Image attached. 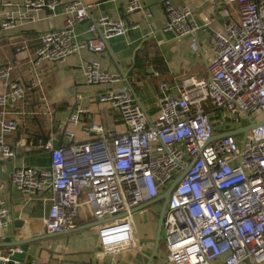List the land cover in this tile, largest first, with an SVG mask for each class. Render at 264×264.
I'll use <instances>...</instances> for the list:
<instances>
[{
    "label": "built area",
    "instance_id": "built-area-1",
    "mask_svg": "<svg viewBox=\"0 0 264 264\" xmlns=\"http://www.w3.org/2000/svg\"><path fill=\"white\" fill-rule=\"evenodd\" d=\"M222 1L231 10H226L228 20L223 28L213 30L215 55L206 63L209 75L202 96L206 105L202 102L193 107L184 89L177 92L163 80L159 113L152 118L129 84L113 86L100 94V101L120 111L125 126L122 133L109 139L105 127L93 123L90 140L68 146L40 136L36 145L50 151L51 165H22L10 170L14 186L42 194L43 201H49L44 218L47 232L75 227L81 205L88 204L101 220L99 241L105 254L114 257L134 248L132 208L158 196L189 166L167 203L162 229L167 262L211 264L214 258L229 253L231 264L245 259L264 264V0ZM0 4L7 7L0 18L4 31L20 21L35 19L41 9L64 6L63 27L40 35L36 65L63 61L85 50L101 54L110 38L126 35L133 28L125 16L92 18L91 5L82 0H25L17 7L0 0ZM164 6L166 28L192 35L195 48L199 25L191 21L193 8L172 0H164ZM141 9L140 0H129L124 15ZM88 19L87 29L93 35L79 38L76 27ZM210 24L205 21V26ZM27 47L24 40L16 49ZM83 71L89 84H113L120 79L106 72L98 59L88 60ZM154 74L159 76L158 71ZM0 84L4 87L0 92V158L7 159L16 152L5 134L19 128L9 106L28 103V86L39 87L41 81L32 79L27 85L14 79L13 66L8 64L0 66ZM83 111L72 115L69 122L78 123ZM211 111L220 115L213 119ZM215 120L225 128L217 129ZM245 122L259 124L243 137H217L245 126ZM61 129L74 136L66 123ZM11 221V208L0 196V229ZM8 254L1 257L7 261ZM27 264L46 263L33 259ZM109 264L120 263L114 259Z\"/></svg>",
    "mask_w": 264,
    "mask_h": 264
},
{
    "label": "crops",
    "instance_id": "crops-1",
    "mask_svg": "<svg viewBox=\"0 0 264 264\" xmlns=\"http://www.w3.org/2000/svg\"><path fill=\"white\" fill-rule=\"evenodd\" d=\"M6 1L15 7L25 2ZM61 1L67 3L75 0ZM82 1L91 5L92 18L100 15L110 18L125 16L133 28L126 35L110 38L106 50L101 54L85 50L71 54L63 61H44L36 65L40 35L63 27L67 16L64 6H57L54 10L41 9L36 13L35 19L20 21L11 30L4 31L0 25V66L11 64L13 78L26 82L27 85L32 79L38 78L41 81L39 87L28 86V103L20 101L9 106L11 116L19 122V128L5 134L6 141L14 147L16 155L7 159L0 158V196L9 204L12 217V221L0 229V242L47 232L44 218L48 213L49 201H43L42 194L28 193L14 186L10 179L13 167L34 165L48 168L51 165L50 151L36 145L38 137H51L55 144H59L62 139V145L68 146L73 142L90 140L89 127L93 123H101L109 139L125 130L120 111L110 103L101 102V93L113 86L129 84L137 101L152 118L159 113L160 82L163 80L174 85L177 92L184 89L193 107L206 103L202 96L205 93L204 83L209 75L206 63L209 57L215 55L213 30L223 28L228 20L226 10L230 9L224 1L172 0L175 4H187L193 8L191 21L199 25L195 48L192 35H180L178 30L166 28L164 0H140L142 9L125 15L129 0ZM5 10L7 7L0 4V18ZM206 20H210L211 24L205 26ZM89 21L90 19L77 25L76 33L79 38L93 35L87 29ZM24 40L28 41V47L17 50L16 46ZM92 59L100 60L102 68L114 77H119V81L113 84L87 83L83 66ZM159 64L162 65L161 71ZM154 71H158L159 76ZM3 90L4 87L0 84V92ZM80 109L84 111L79 122L70 123V117L79 113ZM215 112L219 111L210 112L213 119L217 117ZM64 123L74 133L73 137L64 134L61 129ZM220 123L214 121L216 128H225L226 125L222 126ZM246 124L247 122L243 125ZM45 194L50 196L51 191ZM161 203L154 202L133 212L137 244L114 257L101 249L98 232L101 220L93 215L91 206L82 204L76 225L82 226L81 228L65 229L54 236L30 242L25 262L16 261L15 264H27L33 259L46 264H60L58 259H68L63 264H73V261L75 264H109L114 259L120 264H169L164 238L157 250L155 244ZM15 220H23L24 224L15 226ZM16 223L19 225L21 222ZM8 252L9 246H0V257ZM211 264H231V254H221ZM237 264L251 262L245 259Z\"/></svg>",
    "mask_w": 264,
    "mask_h": 264
},
{
    "label": "water",
    "instance_id": "water-1",
    "mask_svg": "<svg viewBox=\"0 0 264 264\" xmlns=\"http://www.w3.org/2000/svg\"><path fill=\"white\" fill-rule=\"evenodd\" d=\"M257 122H251L248 125H245L239 129H234V130H229L223 133H220L217 135L221 136V135H234V134H239V133H244L246 134L252 127L256 126ZM46 138H48V136H46ZM59 144H62V139L59 141ZM189 168V166H187L184 170L183 173H181L177 178H175L171 184L165 189L163 190L158 196L143 202L137 206H134L132 208V211H136L138 209H142L143 207H146L154 202H159L161 201V207L158 213V221H157V228H156V237H155V244H156V250L158 249L161 240L163 238V234H162V229H163V222H164V218H165V213L167 210V203H168V199L170 197V193L173 189V187L175 186V184L178 182V180L184 175V173L186 172V170ZM20 221L21 223L18 225L16 222ZM101 222V221H100ZM24 224L23 220H15V226H22ZM82 226H75V228H71L70 230H74V229H78L81 228ZM62 231L65 230H61V231H56V232H46V234H40V235H36V236H31V237H23L20 239H14L10 242H0V246H9V251L11 250V248H13L14 250L12 252H10L8 254L9 259L6 261L4 260L2 257H0V264H15L16 261L18 262H25L26 259V255H27V250L29 247L30 242L42 239V238H46V237H50V236H54ZM155 250V252H156ZM156 254V253H154ZM153 254V255H154ZM152 255V256H153ZM60 260V264H63L64 262H67L68 259H58ZM76 262L73 261V264H75Z\"/></svg>",
    "mask_w": 264,
    "mask_h": 264
},
{
    "label": "rangeland",
    "instance_id": "rangeland-1",
    "mask_svg": "<svg viewBox=\"0 0 264 264\" xmlns=\"http://www.w3.org/2000/svg\"><path fill=\"white\" fill-rule=\"evenodd\" d=\"M205 105H206V103H205ZM215 114H217V116H219L220 115V113L219 112H215ZM223 126V125H222ZM237 136H244V133H239V134H236ZM164 238V237H163Z\"/></svg>",
    "mask_w": 264,
    "mask_h": 264
},
{
    "label": "trees",
    "instance_id": "trees-1",
    "mask_svg": "<svg viewBox=\"0 0 264 264\" xmlns=\"http://www.w3.org/2000/svg\"><path fill=\"white\" fill-rule=\"evenodd\" d=\"M136 64H138V59H137V63ZM161 66H162L161 64L158 65V68H159L160 71H161V69H160Z\"/></svg>",
    "mask_w": 264,
    "mask_h": 264
}]
</instances>
